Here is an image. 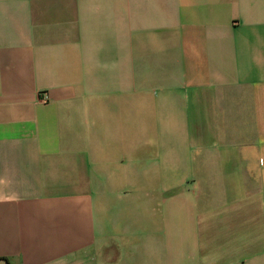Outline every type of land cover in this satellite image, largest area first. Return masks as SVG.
<instances>
[{"label":"crops","instance_id":"1","mask_svg":"<svg viewBox=\"0 0 264 264\" xmlns=\"http://www.w3.org/2000/svg\"><path fill=\"white\" fill-rule=\"evenodd\" d=\"M0 264H264V0H0Z\"/></svg>","mask_w":264,"mask_h":264}]
</instances>
